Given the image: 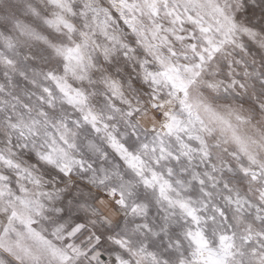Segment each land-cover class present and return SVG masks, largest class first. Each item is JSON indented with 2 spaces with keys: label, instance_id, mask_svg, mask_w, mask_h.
Listing matches in <instances>:
<instances>
[{
  "label": "snow or ice",
  "instance_id": "6c2138e0",
  "mask_svg": "<svg viewBox=\"0 0 264 264\" xmlns=\"http://www.w3.org/2000/svg\"><path fill=\"white\" fill-rule=\"evenodd\" d=\"M0 264H264V0H0Z\"/></svg>",
  "mask_w": 264,
  "mask_h": 264
}]
</instances>
